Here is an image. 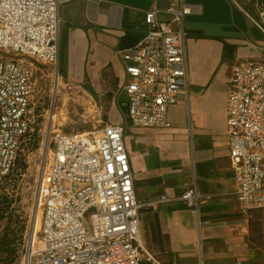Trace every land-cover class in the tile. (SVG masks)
Here are the masks:
<instances>
[{
  "label": "built area",
  "instance_id": "built-area-1",
  "mask_svg": "<svg viewBox=\"0 0 264 264\" xmlns=\"http://www.w3.org/2000/svg\"><path fill=\"white\" fill-rule=\"evenodd\" d=\"M60 3L0 0V186L21 172L34 143L36 109L59 60ZM186 13L181 1L165 12L168 19L158 10L146 13L142 38L116 51L124 73L120 95L132 129H170L169 110L188 94L181 27ZM58 79L52 82L54 98ZM225 116L230 173L237 185L230 196L249 216L264 209L263 60L231 65ZM125 132L122 123L76 134L49 131L20 264H160L143 247L141 228L143 209L165 198L138 199ZM179 201L197 207L199 195L187 187Z\"/></svg>",
  "mask_w": 264,
  "mask_h": 264
},
{
  "label": "crops",
  "instance_id": "crops-1",
  "mask_svg": "<svg viewBox=\"0 0 264 264\" xmlns=\"http://www.w3.org/2000/svg\"><path fill=\"white\" fill-rule=\"evenodd\" d=\"M180 1L187 10L181 27L188 94L169 110L170 129H134L135 150L125 139L136 192L152 203L165 198L143 211V224L151 215L147 250L160 264H264V210L248 216L230 196L237 185L225 131L231 65L264 61V28L231 0H61L58 35L66 36L65 54L82 71L109 70L121 87L122 37L143 36L146 13L158 10L168 19L165 12ZM187 187L196 189L197 207L179 201Z\"/></svg>",
  "mask_w": 264,
  "mask_h": 264
},
{
  "label": "rangeland",
  "instance_id": "rangeland-1",
  "mask_svg": "<svg viewBox=\"0 0 264 264\" xmlns=\"http://www.w3.org/2000/svg\"><path fill=\"white\" fill-rule=\"evenodd\" d=\"M231 2L235 8L245 12L264 28V0ZM58 40V64L45 82V93L36 109V115L39 116L36 120L34 143L29 155L23 159L24 169L11 181L0 186V209L4 212V219L0 221V243H10V248H0V264L21 263L24 233L36 210V195L46 162V148L52 137L50 130L54 134H76L99 130L105 123H122L126 127L124 136L125 139L128 138V146L136 149V132L125 117L118 77L106 69L95 73L85 66L82 71L73 63V57L65 54L66 36L59 34ZM55 76L59 78L60 88L54 98L52 82ZM52 113L55 118L49 122ZM163 138V143H166L167 138ZM170 164L177 165L172 162ZM164 165L168 166L169 163L164 162ZM137 194L138 199L144 201L140 190H137ZM259 216V213H255V217ZM150 220L151 215L146 214L141 228L142 245L149 250L152 249L148 238Z\"/></svg>",
  "mask_w": 264,
  "mask_h": 264
},
{
  "label": "trees",
  "instance_id": "trees-1",
  "mask_svg": "<svg viewBox=\"0 0 264 264\" xmlns=\"http://www.w3.org/2000/svg\"><path fill=\"white\" fill-rule=\"evenodd\" d=\"M142 36L141 35H138L136 33H131V32H128L122 37L121 41H120V48L121 49H128L131 47V45L133 44L134 41H136L137 39L141 38ZM133 46V45H132ZM23 169H24V166H23ZM151 208H144L143 210L146 212L148 210H150ZM264 210V209H258V210H253L249 213L250 214H253L254 213V217H255V213H259L261 215V211ZM4 212L1 211L0 209V221L4 219ZM257 218V217H256ZM264 219V216L262 217ZM21 230H23V228H21ZM151 235H152V241L154 242V240H156V236H155V233H154V230L151 229ZM159 238H160V234H158ZM2 247H6L7 248H10V243H7V242H1L0 243V248Z\"/></svg>",
  "mask_w": 264,
  "mask_h": 264
},
{
  "label": "bare ground",
  "instance_id": "bare-ground-1",
  "mask_svg": "<svg viewBox=\"0 0 264 264\" xmlns=\"http://www.w3.org/2000/svg\"><path fill=\"white\" fill-rule=\"evenodd\" d=\"M56 80H57V76L55 77V82H56ZM58 82H59V79H58ZM60 84V83H59ZM54 118H55V115L52 113V114H50V117H49V122H51V120H54ZM46 149H45V145H44V151H45Z\"/></svg>",
  "mask_w": 264,
  "mask_h": 264
}]
</instances>
